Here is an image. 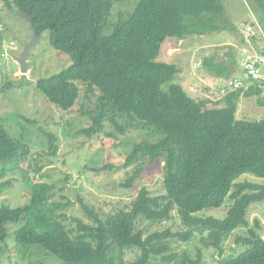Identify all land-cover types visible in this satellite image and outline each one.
Masks as SVG:
<instances>
[{"label": "trees", "instance_id": "trees-1", "mask_svg": "<svg viewBox=\"0 0 264 264\" xmlns=\"http://www.w3.org/2000/svg\"><path fill=\"white\" fill-rule=\"evenodd\" d=\"M3 1L9 9L29 16L37 36L47 32L51 46L71 61L59 73L38 80L35 90L67 112L75 107L84 88V99H95L93 109L84 104L80 107L91 121L81 131L88 138L102 133L105 124L124 133L117 120H125L127 128L148 129L158 136L155 142L136 143L125 167L136 162L163 163L165 194L153 197L143 187L129 208L103 216L79 199L91 223L75 220L76 226L68 228L66 216L57 214L61 206L50 204L52 186L27 181L30 201L26 206H0V260H8L11 225H18L13 239L16 244L39 248L62 264H124V252L131 249L140 251L133 264H150L157 257L171 263L176 258L164 256L171 250V241L187 242L196 231L206 236L207 244L221 256L230 235L246 228L248 235L235 240L245 250L219 264H264V239L257 232L260 224L255 221L251 227L246 219L250 207L264 201V185L237 182L243 175L264 179V120L236 118L242 98L256 96L264 106L262 89L250 85L232 91L216 101H224V107L206 108L173 83L179 72L175 65L157 61L166 40L229 29L217 24L223 16L220 0H140L128 17H121L111 27L110 34L104 33L106 17L115 3L124 0ZM254 2L264 16V0ZM260 22L264 28V18ZM204 65L214 77L227 80L235 78L238 61L230 56L226 63L205 61ZM11 87H0V94ZM56 150L50 136L49 152L54 155ZM28 152L0 120V179L22 171L27 180L21 166ZM140 175L141 170H135L124 188L132 187ZM11 187L10 181L1 182L0 194ZM225 201L230 208L224 219L196 216L221 208ZM174 209L187 228L184 233L166 230L144 238L136 230L139 220L167 221ZM179 261L201 264V256L193 260L184 254Z\"/></svg>", "mask_w": 264, "mask_h": 264}, {"label": "rangeland", "instance_id": "rangeland-1", "mask_svg": "<svg viewBox=\"0 0 264 264\" xmlns=\"http://www.w3.org/2000/svg\"><path fill=\"white\" fill-rule=\"evenodd\" d=\"M140 0H124L115 3L110 14L106 17L105 34H110L111 27L122 18L128 17ZM223 5V16L217 19L220 26H228L227 30L210 33L202 36H190L184 40H166L163 55L157 61H168L178 68L174 84L186 88L188 95L197 99H208L212 105L206 108L224 107V101L218 93L210 91L215 82L202 84V80L209 79V70L205 68L206 62H228L230 56L238 61L235 69L241 76L240 66L243 61L244 45L237 55V34L241 23L257 19L263 32V22L259 6L254 0H220ZM236 26L237 29H230ZM261 30V31H262ZM241 35V34H240ZM242 37V35H241ZM24 43L30 42V32L25 17L16 9L6 7L0 0V87L11 84V88L0 94V120L10 136L28 147V158L23 161L21 168L26 172L27 180L23 178L22 171L8 173L0 179L1 182L10 181L12 187L0 194V206L24 207L30 201V189L27 181L31 183H48L53 188V197L50 204L60 205L57 214L66 216L68 228L75 227V220L91 223L80 206L79 199L100 216L113 214L119 210L129 208L141 188H146L153 197L165 194L163 180V163L148 162L133 163L125 167V160L129 157L133 146L144 140L155 142L158 136L144 128H127L125 120H117L118 125L124 127V133L118 131L114 125L105 124L104 131L92 138H88L81 131L91 125L90 119L81 113L82 104L93 109L95 99L88 102L84 99L85 90L81 87L78 102L70 111H62L50 104L45 97L38 93L35 83L44 78L55 75L67 68L70 59L57 52L50 44L49 34L45 32L39 41L30 50L27 62L29 72L23 75L16 58L23 51ZM262 42V41H261ZM263 43V42H262ZM234 46H233V45ZM258 45V44H257ZM258 50L263 51L264 49ZM175 56V61L168 60ZM167 63V62H165ZM207 72V73H206ZM216 78V77H215ZM226 80V79H224ZM186 84V85H184ZM191 86L203 90V93H193ZM167 89V86H164ZM264 94L262 93V96ZM216 102V103H215ZM239 111L236 118L239 121L264 120V106L258 104V97L242 98L239 102ZM54 137L57 148L53 155L49 152V139ZM141 170V175L132 187L124 188L126 181L135 170ZM252 182L264 185V179L251 175H243L237 182ZM230 204L225 201L219 209L204 210L196 216L199 218L213 217L224 219ZM251 227L255 221L260 224L258 234L264 239V201L253 204L248 210L247 217ZM18 225L9 226V254L8 260L2 258L0 264H62L49 253L36 247H22L13 241ZM136 230L144 238L166 230L172 233H184L187 228L182 224L176 209L171 213L170 219L162 222H149L139 220ZM246 228L234 231L224 242L223 254L207 244L206 236L198 231L187 241H171V250L164 256H174L176 261L162 262L161 257L152 258L150 264H181L179 257L186 254L193 260L200 254L201 264H219L222 259L237 256L244 246L237 245V237H246ZM117 255L118 253L115 252ZM140 256V251L131 249L124 252V264H133Z\"/></svg>", "mask_w": 264, "mask_h": 264}, {"label": "built area", "instance_id": "built-area-1", "mask_svg": "<svg viewBox=\"0 0 264 264\" xmlns=\"http://www.w3.org/2000/svg\"><path fill=\"white\" fill-rule=\"evenodd\" d=\"M238 30L244 39L245 47L240 66L248 80H244L243 77L217 80L210 91L218 93L219 97L239 89H248L250 85H257L264 93V53L258 50L256 45L262 32L258 25L252 21L241 23ZM191 88L195 94L203 93L194 87Z\"/></svg>", "mask_w": 264, "mask_h": 264}, {"label": "water", "instance_id": "water-1", "mask_svg": "<svg viewBox=\"0 0 264 264\" xmlns=\"http://www.w3.org/2000/svg\"><path fill=\"white\" fill-rule=\"evenodd\" d=\"M25 20L27 21L28 23V28H29V32H30V42L28 43H24L22 41H19L21 42V44L23 45V51L22 53L19 55V57H17L15 60L17 62V64L19 65L20 67V72L25 75L27 72H29V65H28V62H27V59H28V56H29V53H30V50H31V47L37 43L39 41V37L37 36L36 34V30H35V27L33 25V21L31 20V18H29V16H25ZM245 78H248L246 75H245Z\"/></svg>", "mask_w": 264, "mask_h": 264}, {"label": "crops", "instance_id": "crops-1", "mask_svg": "<svg viewBox=\"0 0 264 264\" xmlns=\"http://www.w3.org/2000/svg\"><path fill=\"white\" fill-rule=\"evenodd\" d=\"M253 21L252 22H255L258 26H259V28L262 30V28H261V26H260V24L257 22V19H255V18H253L252 19ZM235 27V26H234ZM237 34L239 35V36H237L238 37V43H237V46H236V48H237V55H239L240 54V50L242 49V47H243V45H244V42H243V39H242V37H241V35H240V33L237 31ZM263 43H262V42ZM257 47H259V49H264V32H263V30H262V35H261V37H260V39L258 40V42H257ZM233 45V44H232ZM234 46V45H233ZM160 54H162L163 55V50L161 51V53ZM168 60H172V61H175V56H172V57H169L168 58ZM164 62H167V63H171V62H168V61H165L164 60ZM241 62H242V59H241ZM240 62V63H241ZM207 73V72H206ZM210 76H209V79H204V80H202L201 78H199V81H200V83H202V84H210V83H212V82H216L217 80H219L220 78H215L213 75H211V74H209ZM244 74L242 73V75L241 76H243ZM238 77H240V76H238ZM184 85H186V84H184ZM189 85L190 84H188V87H189ZM182 86V85H181ZM191 86V85H190ZM191 87H194V86H191ZM182 88H183V86H182ZM185 91H187L186 90V88H183ZM188 94H189V92H188ZM189 96H191V95H189ZM192 97V96H191ZM193 98H195V97H193ZM197 101H199V102H202V103H204V105H205V107L206 106H210V105H212L210 102H207V101H204V100H200V99H197ZM241 101V100H240ZM239 101V102H240ZM242 104V103H241ZM240 103L238 104V108H239V106L241 105ZM239 111V109L237 110V112Z\"/></svg>", "mask_w": 264, "mask_h": 264}, {"label": "clouds", "instance_id": "clouds-1", "mask_svg": "<svg viewBox=\"0 0 264 264\" xmlns=\"http://www.w3.org/2000/svg\"><path fill=\"white\" fill-rule=\"evenodd\" d=\"M259 27V26H258ZM260 29V28H259ZM261 30V29H260ZM239 32V31H238ZM262 32V31H261ZM240 33V32H239ZM258 42V41H257ZM258 48V47H257ZM241 64V63H240ZM244 74V73H243ZM240 77H245V75H243V76H240ZM264 94V93H263Z\"/></svg>", "mask_w": 264, "mask_h": 264}]
</instances>
